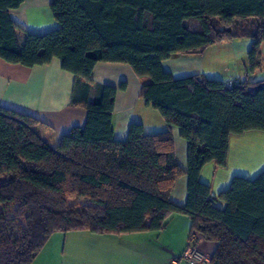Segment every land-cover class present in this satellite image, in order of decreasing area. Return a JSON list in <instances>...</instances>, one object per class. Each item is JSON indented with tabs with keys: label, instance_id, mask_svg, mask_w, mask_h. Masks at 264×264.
I'll use <instances>...</instances> for the list:
<instances>
[{
	"label": "trees",
	"instance_id": "1",
	"mask_svg": "<svg viewBox=\"0 0 264 264\" xmlns=\"http://www.w3.org/2000/svg\"><path fill=\"white\" fill-rule=\"evenodd\" d=\"M22 2L0 0V59L24 68L57 59L75 77L72 105L86 119L52 147L38 120L0 107V208H12L10 220L0 211V264H32L55 233L159 231L172 214L188 217L190 239L216 245L211 264H264V171L253 180L234 177L218 195L222 209L199 180L206 164L226 165L231 135L264 132V82L176 80L161 68L172 55L247 39L253 73L264 43V0H52L58 28L25 33L19 47L9 11ZM97 63L128 65L140 98L168 129L145 135L132 124L126 140H115L114 99L125 85H94ZM170 126L186 142L185 171ZM182 176L187 200L179 207L169 197ZM77 199L91 205L68 206Z\"/></svg>",
	"mask_w": 264,
	"mask_h": 264
},
{
	"label": "crops",
	"instance_id": "2",
	"mask_svg": "<svg viewBox=\"0 0 264 264\" xmlns=\"http://www.w3.org/2000/svg\"><path fill=\"white\" fill-rule=\"evenodd\" d=\"M52 0H23L9 11L18 31L16 40L22 46L24 34L41 35L58 28L52 17ZM251 42L240 39L208 47L201 54L172 55L161 63L164 72L179 80L200 76L209 80L259 83L264 82V43L260 45V66L248 71L246 55ZM94 85L118 88L114 99L113 135L117 141L126 140L129 127L140 124L145 135L168 129L160 114L140 98L141 84L126 64L97 63L91 73ZM74 75L62 70L57 59L49 64L24 68L0 59V107L25 114L38 120L40 134L52 147L73 127H82L86 112L72 105ZM95 99L91 89L88 102ZM174 156L178 166L187 167V145L176 127H169ZM264 171V132L249 131L231 135L226 165L206 164L199 180L210 189L214 205L224 208L218 195L226 191L234 177L253 180ZM170 201L184 207L187 200V177H180L170 193ZM190 241V220L182 214L170 215L159 231L123 235H100L86 231L55 233L32 264H188L181 259ZM195 245L209 259L216 245L195 236Z\"/></svg>",
	"mask_w": 264,
	"mask_h": 264
},
{
	"label": "built area",
	"instance_id": "3",
	"mask_svg": "<svg viewBox=\"0 0 264 264\" xmlns=\"http://www.w3.org/2000/svg\"><path fill=\"white\" fill-rule=\"evenodd\" d=\"M229 86H232L230 82ZM188 264H211L210 259L205 256L195 245V236L189 241V245L181 256Z\"/></svg>",
	"mask_w": 264,
	"mask_h": 264
},
{
	"label": "rangeland",
	"instance_id": "4",
	"mask_svg": "<svg viewBox=\"0 0 264 264\" xmlns=\"http://www.w3.org/2000/svg\"><path fill=\"white\" fill-rule=\"evenodd\" d=\"M75 204H78V205H81V206L91 205V203L89 201H86V200H81V199L68 200V206L69 207H72ZM0 211L6 216V218L8 220L11 219L12 208H0Z\"/></svg>",
	"mask_w": 264,
	"mask_h": 264
}]
</instances>
